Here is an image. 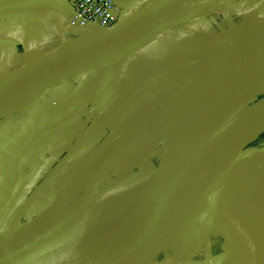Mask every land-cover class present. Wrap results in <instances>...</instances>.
<instances>
[{
	"label": "water",
	"instance_id": "obj_1",
	"mask_svg": "<svg viewBox=\"0 0 264 264\" xmlns=\"http://www.w3.org/2000/svg\"><path fill=\"white\" fill-rule=\"evenodd\" d=\"M228 1L231 0H153L124 14L112 26L79 36L47 53L33 65L38 66L33 80L24 78L17 71L0 81L1 121L11 113L27 110L40 103L54 86L89 70L105 67L103 99L100 103L94 102L90 115L96 110H109L112 115L107 139L90 156L69 188L48 207L46 224H38L36 230L26 227L24 215L29 205L27 202L21 207L14 226L9 224L0 227V264H107L121 257L128 259L131 253L146 246L192 230L221 234L227 239L229 247L203 260L172 257L154 264H256L253 258L257 250L256 235L218 200L217 184L206 174L202 173L198 180L192 179L190 191L174 208L164 213L123 217L125 220L121 221L117 234L119 240L106 252L89 239L98 216L90 202L95 198L100 200L108 187L113 186L119 178H114L99 189L80 191V187L90 179L89 172L94 174L110 158L125 134L124 119L111 108L110 101L120 84L126 64L170 30L203 16L198 14V9L207 10V14L234 13L233 10L218 9ZM255 43L257 39L254 37L230 41L185 86L183 95L179 96L185 106L178 153L182 152L186 143H190L199 156L213 157L216 147L214 136L198 133L194 129L208 115L205 99L210 83L214 78L221 83H229L220 75L230 64L263 66L264 44L258 46ZM88 59H106L110 60V64L88 68ZM176 93L168 94L162 101L163 110L175 107ZM175 117L172 113L161 115L160 120L157 119L160 124L154 132L161 131V127L162 130L169 129ZM180 162L178 155V168L173 172L178 181ZM151 174L152 171L143 173L145 179ZM46 240L57 243L63 249V253L54 260H44L40 256L46 248Z\"/></svg>",
	"mask_w": 264,
	"mask_h": 264
},
{
	"label": "crops",
	"instance_id": "obj_2",
	"mask_svg": "<svg viewBox=\"0 0 264 264\" xmlns=\"http://www.w3.org/2000/svg\"><path fill=\"white\" fill-rule=\"evenodd\" d=\"M151 1L117 0V3L126 14ZM233 11L238 12L236 9ZM71 13L70 0H0V81L21 68L37 64L47 53L71 40L92 32L70 27ZM234 13L197 17L170 30L147 50L133 57L123 70L120 91L116 88L112 95L111 108L121 115V99L126 102V94H132L137 104H143L149 98V90L156 93L159 83L169 84L180 77L183 70L177 72L174 68L176 64L185 63L182 53H175L178 44L180 50L184 46V40L180 37L202 32L199 28L210 25V16L222 17ZM237 25L231 23V29L236 31ZM225 35L229 36L225 32L211 37L207 41L209 49L218 51ZM154 45L156 49L151 50ZM212 51H209L208 58L215 56ZM189 59L191 65L197 62L196 48L190 52ZM162 61H167L166 66L156 69L155 66ZM146 62H150L153 69L144 68ZM105 72V67H99L68 79L54 86L40 103L27 110L11 113L0 121V227L16 223L21 207L27 202L25 220L35 217L58 199L95 152L94 149L97 150L107 139L112 125L111 112L96 110L90 115L94 102L100 103L103 99ZM70 82L75 84L74 87L67 84ZM216 82L217 78L211 81L208 96ZM61 85H68L66 91L61 90ZM137 104L131 103L133 106ZM136 112L137 108L130 112L128 123L130 118L136 116ZM164 122L168 123L166 120ZM181 122L183 129L184 117ZM128 123L125 132L129 131ZM151 123L153 127L147 132L148 138L160 124L156 117L152 118ZM186 150L185 146L178 153L180 159ZM71 152L72 163L67 166L66 161L70 159ZM117 154L116 148L110 159L114 161ZM10 211L16 212L12 222L6 216Z\"/></svg>",
	"mask_w": 264,
	"mask_h": 264
},
{
	"label": "bare ground",
	"instance_id": "obj_3",
	"mask_svg": "<svg viewBox=\"0 0 264 264\" xmlns=\"http://www.w3.org/2000/svg\"><path fill=\"white\" fill-rule=\"evenodd\" d=\"M238 1L245 3L246 8L256 2V0ZM233 4L234 2L228 1L218 9L226 10ZM207 12L198 9L199 15H205ZM241 37L246 39L254 37L257 39L255 44L258 46L264 44V23L246 28ZM103 64H110V60L88 59L86 66L91 68ZM37 68L38 66L24 67L19 69L18 73L28 80H33ZM220 78L230 82L224 84L217 79L210 95H206L208 115L194 127L198 133L209 134L210 130L207 127L216 124L217 130L214 135L216 147L213 157L199 156L192 144L186 143L187 150L179 164V172L184 169L179 174L180 181L171 168L154 170L146 179L143 173L147 171L143 170L119 177L113 186L108 187L100 200L95 198L90 202L98 212V216L90 231L89 239L101 251L110 250L118 242L117 234L121 221L125 220L123 217H140L144 213H164L174 208L190 191L193 186L192 179L198 180L203 173L217 184L218 200L242 219L256 235L257 250L253 258L256 264H264V146L242 147L247 142L248 134L250 138H255L264 130V97L259 98L264 94V65L256 67L243 63L230 64ZM121 87L120 81L118 92ZM121 101L123 105L121 116L126 130L130 112L137 107L127 104L122 99ZM249 102L253 103L252 108L248 107ZM136 122V116L130 118L128 127ZM181 126L182 122L177 139L183 130ZM93 176V172L90 171L88 178L92 179ZM231 177L232 184L225 188V181ZM85 188L86 185H82L80 191ZM224 195L228 202L224 201ZM48 213L47 208L44 213L26 220V227L36 230L39 228L38 224L44 226ZM15 214L16 212L9 216L11 222ZM34 218L37 219L30 221ZM14 224L16 223L10 225L14 226ZM45 245V250L40 253L44 260H54L63 253L62 247L53 241L46 240ZM154 247L155 245H152L150 249ZM107 264L133 263L126 257H121Z\"/></svg>",
	"mask_w": 264,
	"mask_h": 264
},
{
	"label": "rangeland",
	"instance_id": "obj_4",
	"mask_svg": "<svg viewBox=\"0 0 264 264\" xmlns=\"http://www.w3.org/2000/svg\"><path fill=\"white\" fill-rule=\"evenodd\" d=\"M230 2H234V4L233 6H231V8L228 9H236L238 10L237 13L224 14L222 15V17L219 15H209L211 17V26L208 24L202 25L199 28L203 30L202 32H193V34L190 33L188 35L180 37L184 40V46H182V50H180L181 46H179L178 44V46L175 47V53L177 55L179 52H181L185 63L181 62V65H179V63L174 66L177 72L183 70V73L180 77L172 80L169 84L163 82L159 83L156 87V93H153L152 90H149V98L146 99L143 104H137L132 94H126L125 100L127 104H137L134 106L137 107V122L134 125L128 127L129 131L125 132L122 140L118 143V154L116 155L114 161L109 158L103 165H101L94 172L93 178L87 181V183L85 184L86 188L82 192L99 189L106 185L109 181L113 180L114 178H119L123 174L136 173L142 170L153 171L156 169L164 168H171L172 172L177 171V150L179 143L177 135L179 134V123H181L180 120H182L183 118V111L185 106L182 99L181 101L179 100V96L183 95L185 86L202 71L203 67L213 57L211 56L208 58V56L210 55L209 51L212 50L211 48L209 49L207 41L211 37H215L217 34L222 35L223 33L225 34V32H227V34L229 35L224 36V43L218 46V51H212L213 53H215L214 55H216L220 50L223 49V47L227 43L240 38L246 28L254 24L264 23V0H256L253 6H249L247 8L245 6V3H238V0H231ZM231 23L238 24L237 26L239 27H235L236 25L234 26L236 31L231 29ZM89 31H94V28L89 29ZM195 36L197 37L195 38ZM195 48L197 62L191 65L189 54ZM154 49H156L155 45L151 47V50ZM166 64L167 61H162L160 64L156 65L155 68H164ZM144 66V68H147L149 70L153 69V67L150 66V62L144 63ZM173 86L175 88L171 89L168 92L167 89H169L170 87L172 88ZM170 93H176V102L174 105L175 107L173 108L171 106L169 110H163V102H161L160 100H164ZM137 96H139V94ZM157 97L160 98V100H158ZM262 97H264V94L259 96V98ZM248 107L252 108L253 103L249 102ZM166 113H172L176 115L172 126H170L167 130H162L163 127H161V131L153 132L154 134L150 135L149 137L150 140H147L149 139L147 137V132L153 127L150 125L152 124V118L156 117L159 121L160 116ZM207 128L210 130V134L214 136L217 130L216 124H213ZM250 139L251 138L248 134L247 142L242 145L243 148L264 146V130L258 133L255 138L251 140ZM143 147L145 148L144 152L142 153L141 151ZM94 151H96V149H94ZM72 154L73 153L71 152L70 159L68 158V160L66 161L67 166H70V164L72 163ZM183 170H181L179 174ZM232 182V177L226 180L225 188L229 187ZM224 199V201L228 202L226 199V195H224ZM47 208L48 206L36 216L44 213ZM13 213V211H10L6 214V216H10ZM211 232L212 231L208 232L207 230H192L180 232L158 242L159 244H163L161 246H158V244H154V249H150L152 245H149L137 252L131 253L128 259L135 264H154L162 259L172 257H187L196 260H203L207 257L223 252L229 247L228 241L221 242L214 237H210L215 235H212ZM156 246H158V248Z\"/></svg>",
	"mask_w": 264,
	"mask_h": 264
},
{
	"label": "built area",
	"instance_id": "obj_5",
	"mask_svg": "<svg viewBox=\"0 0 264 264\" xmlns=\"http://www.w3.org/2000/svg\"><path fill=\"white\" fill-rule=\"evenodd\" d=\"M70 2L72 13L69 26L82 31L108 28L125 14L124 8L117 0H70ZM67 84L71 87L75 85L73 82ZM68 85H61V90L66 91Z\"/></svg>",
	"mask_w": 264,
	"mask_h": 264
},
{
	"label": "trees",
	"instance_id": "obj_6",
	"mask_svg": "<svg viewBox=\"0 0 264 264\" xmlns=\"http://www.w3.org/2000/svg\"><path fill=\"white\" fill-rule=\"evenodd\" d=\"M212 233V235L213 234H215L214 236H210V237H214L215 239H217V240H219V241H227V239L224 237V236H222V235H220V234H216V233H213V232H211ZM211 235V234H210Z\"/></svg>",
	"mask_w": 264,
	"mask_h": 264
}]
</instances>
